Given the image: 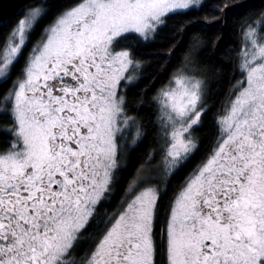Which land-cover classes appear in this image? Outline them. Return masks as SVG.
Here are the masks:
<instances>
[{
  "label": "snow or ice",
  "instance_id": "1",
  "mask_svg": "<svg viewBox=\"0 0 264 264\" xmlns=\"http://www.w3.org/2000/svg\"><path fill=\"white\" fill-rule=\"evenodd\" d=\"M28 2L0 26V264H264V7L236 26L205 152L213 84L193 37L148 87L154 147L122 179L148 135L130 95L145 65L123 41L207 0Z\"/></svg>",
  "mask_w": 264,
  "mask_h": 264
},
{
  "label": "trees",
  "instance_id": "2",
  "mask_svg": "<svg viewBox=\"0 0 264 264\" xmlns=\"http://www.w3.org/2000/svg\"><path fill=\"white\" fill-rule=\"evenodd\" d=\"M245 0H207L206 6L199 10H192L186 15L171 16L165 27L153 41L142 42L135 36H129L123 41V46L130 47L136 60L141 61L145 68L143 77L139 81L140 87L130 89L131 93L141 92L143 94L137 104L138 111L132 112L136 115L148 133L137 151L125 155V179L134 172L137 162L144 153L154 147L153 138V113L155 111L151 102V96L155 89L149 92L148 87L153 83L158 87L165 79L167 74L175 70L181 63L182 57L186 55L192 47L193 37L199 39L198 61L201 68L207 73L208 79L212 82V92L209 97L211 110L203 118L201 127L195 135L200 138V150L196 153L198 159L207 149L216 133L213 117L219 107V102L223 98L227 82L231 77V56L232 49L237 46V24L249 12L256 10L257 7H264V0L248 1L242 5H236ZM230 6L225 17V24L218 22L223 13L215 11L218 7ZM24 9V8H23ZM22 11L14 14L5 22L0 23L4 30L11 27ZM169 52L171 55L169 57ZM219 73V76L214 74ZM219 81V84H217ZM6 122V117H0ZM0 137L7 139L0 133ZM195 163V159L193 160ZM174 179L171 188L177 183ZM168 200V199H167ZM167 200L162 201V209L166 206Z\"/></svg>",
  "mask_w": 264,
  "mask_h": 264
},
{
  "label": "water",
  "instance_id": "3",
  "mask_svg": "<svg viewBox=\"0 0 264 264\" xmlns=\"http://www.w3.org/2000/svg\"><path fill=\"white\" fill-rule=\"evenodd\" d=\"M248 1L255 0H245L239 2L236 5H242ZM29 4L28 0H0V23L5 22L7 19L12 17L14 14L18 13L24 6ZM230 6L225 8L222 18L218 21L225 24V17Z\"/></svg>",
  "mask_w": 264,
  "mask_h": 264
},
{
  "label": "flooded vegetation",
  "instance_id": "4",
  "mask_svg": "<svg viewBox=\"0 0 264 264\" xmlns=\"http://www.w3.org/2000/svg\"><path fill=\"white\" fill-rule=\"evenodd\" d=\"M29 6V4H27L26 6H24L20 11H22V12H24V11H26L27 10V7ZM126 155V154H125ZM125 161H124V168H125ZM126 169V168H125ZM125 173H126V171H123L122 173H121V176H122V179H125ZM133 173H131L129 176H128V178H130L131 177V175H132ZM128 178H126V179H128ZM168 191H169V195H171V185L169 186V189H168ZM166 200L168 199V197H164ZM162 211H163V209H161Z\"/></svg>",
  "mask_w": 264,
  "mask_h": 264
},
{
  "label": "rangeland",
  "instance_id": "5",
  "mask_svg": "<svg viewBox=\"0 0 264 264\" xmlns=\"http://www.w3.org/2000/svg\"><path fill=\"white\" fill-rule=\"evenodd\" d=\"M25 12V11H24Z\"/></svg>",
  "mask_w": 264,
  "mask_h": 264
}]
</instances>
